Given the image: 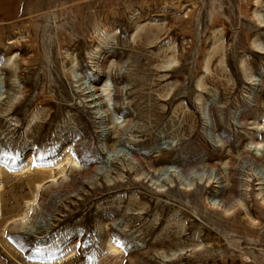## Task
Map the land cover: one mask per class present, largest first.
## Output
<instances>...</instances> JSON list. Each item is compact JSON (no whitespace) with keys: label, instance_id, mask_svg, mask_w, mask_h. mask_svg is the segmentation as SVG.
I'll return each mask as SVG.
<instances>
[{"label":"rangeland","instance_id":"1","mask_svg":"<svg viewBox=\"0 0 264 264\" xmlns=\"http://www.w3.org/2000/svg\"><path fill=\"white\" fill-rule=\"evenodd\" d=\"M51 1L0 0V264H264V0Z\"/></svg>","mask_w":264,"mask_h":264},{"label":"bare ground","instance_id":"2","mask_svg":"<svg viewBox=\"0 0 264 264\" xmlns=\"http://www.w3.org/2000/svg\"><path fill=\"white\" fill-rule=\"evenodd\" d=\"M51 0H26L27 5L25 7V9L27 8H32L34 6H40L42 8L48 7V2ZM92 1L93 0H52L50 2L51 6L47 9H51V8H57L59 9L60 7L63 6H67L70 8L71 14L74 15L77 12H80L81 9L78 8H88L92 5ZM107 2H111L112 0H106ZM59 3H61L59 5ZM8 8L11 7L12 9V5H6ZM253 7L254 4H253ZM99 76L102 75L101 72L97 73ZM96 83V87L93 88L92 91H90L87 95V98H83L85 101L86 105H91L93 109H99L102 110L105 108V103L102 99V96L99 94V90L97 88V80L94 82ZM150 177H154L152 173H149ZM218 189L220 187H217ZM14 211H10V213L12 214ZM69 264H73L75 262V258H72L71 260H69Z\"/></svg>","mask_w":264,"mask_h":264}]
</instances>
